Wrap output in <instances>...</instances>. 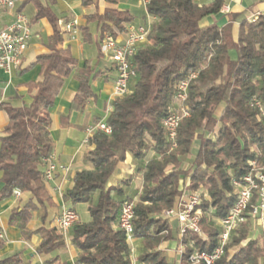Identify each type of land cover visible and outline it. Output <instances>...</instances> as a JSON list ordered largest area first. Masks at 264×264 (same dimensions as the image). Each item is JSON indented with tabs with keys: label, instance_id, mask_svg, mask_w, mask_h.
Here are the masks:
<instances>
[{
	"label": "trees",
	"instance_id": "1",
	"mask_svg": "<svg viewBox=\"0 0 264 264\" xmlns=\"http://www.w3.org/2000/svg\"><path fill=\"white\" fill-rule=\"evenodd\" d=\"M226 1L152 0L147 5L148 14L156 19L149 42L132 59L136 76L130 81V92L112 102L106 118L111 133L96 131L90 137L92 148L85 160L91 169L77 171L73 186L63 195L71 208L86 203L90 215L88 221L79 219L72 227L71 242L79 251L75 264H131L130 247L118 225L123 203L132 200L130 179L123 186H109L128 154L143 177L133 220L135 236L140 239V263L171 264L160 246L179 236L173 235L171 223L160 215L176 204L186 176L190 177V189L207 187L211 200L205 203L208 210L201 219L205 236L187 233L181 260L186 262L195 249L211 252L217 246L220 228L212 221L227 216L236 200L232 178L248 173L250 160L264 164V121L258 119L259 110L254 104L258 100L264 107V14L251 20L244 11H230L225 25L207 24V17L224 15L221 8ZM94 2L83 0L84 5ZM133 20L129 11L107 7L102 13L88 15L80 30L84 42L92 43L88 25L97 24L100 58L103 35L108 32L117 37ZM238 21L235 39L233 27ZM52 22L50 51L37 59L41 78L27 84L31 93L35 91L32 101L19 107L2 104L9 122L0 135V201L20 190L28 199L13 209L9 224L18 227L25 240L40 236L37 253L45 257V264H67L53 254L66 245L63 234L51 225L61 208L47 220L48 209L56 204L47 188L43 161L54 150L50 109L65 79L76 69L79 88L74 105L82 110L95 96L91 80L99 71L91 60L79 67L70 48L62 47L63 36L56 19ZM232 52L236 58H232ZM195 70L199 75L190 82L187 98L191 116L181 121L178 147L169 151L163 121L170 114L178 84ZM196 139L200 141L198 155L185 169L184 162L191 157ZM169 166L173 167L167 171ZM35 212H40L41 225L31 229ZM250 221L235 231L218 264H264V241H260L262 236H248ZM2 232L0 226V249L6 243ZM163 232L167 235H161ZM230 246L238 248L228 255ZM0 264H23V260L15 254L1 259Z\"/></svg>",
	"mask_w": 264,
	"mask_h": 264
},
{
	"label": "crops",
	"instance_id": "2",
	"mask_svg": "<svg viewBox=\"0 0 264 264\" xmlns=\"http://www.w3.org/2000/svg\"><path fill=\"white\" fill-rule=\"evenodd\" d=\"M242 2V0L233 2L231 11L235 5L237 10L246 11L245 15L249 19L256 13L262 12L264 14V3L261 4L260 10L254 11L248 7L242 9ZM138 3H140L139 0ZM107 7L129 11L134 16L133 22L135 23H142L145 20V16L141 20L131 12L129 0H118L115 5L109 4L105 0H95L94 3L89 5H84L83 0H17L14 9L4 10L0 23L2 27L10 24L14 20L15 13L21 11L29 19L33 35L19 68L14 69L12 73H7L0 68V135L9 122V116L2 108V104L7 103L11 106L19 107L29 105L32 101V94L35 91L31 93L27 84L33 81L37 82L41 78V66L37 59L40 55L50 51L48 43L50 36L54 32L52 18L56 19L59 30V21L77 19L80 30V25H86V17L88 15L96 11L102 13ZM94 25L97 31L94 38L96 41L99 37L97 24L93 22L88 26L91 30ZM234 29L233 27L234 37L237 39ZM61 34L63 36L62 47L70 48L72 55L79 60V67L84 66L86 60H91L92 66L96 67L99 75L91 80L95 96L88 100L82 110L74 105V98L79 88L76 69L65 79V83L50 109L52 118L51 134L54 140L53 152L60 165L70 166V171L66 176L61 170H58L55 174V179L47 183L48 191L54 201L58 197L60 198L59 194L54 191V187L57 184H61L65 192L73 186V177L77 171L91 169V165L85 160V156L92 148L90 144L84 143L87 138L86 129L99 120L107 118L112 110V102L116 99L114 96V82L118 74L115 64L104 53L100 58L99 55L97 58H90L87 55V45H92V43L84 42L81 30L76 36L63 34L62 32ZM117 37L119 40H124L126 37L125 32ZM1 178L2 172L0 171V189L3 186ZM129 179L131 192L141 188L143 177L141 173H137L135 162L130 154L127 155L126 160L119 165L117 171L113 174L109 186L122 184ZM21 196H14L16 201H11L10 199L0 201V226L6 239L4 247L0 249V260L5 258V255L12 253L11 255H20L23 264H45V257L37 253V247L41 241L40 236L33 235L30 240H25L20 229L10 225L8 218L3 216L4 210L14 206L15 202H19ZM79 219L81 220L80 217ZM40 225L41 220L38 217L31 221L29 227L35 229ZM179 244V239H170L164 242L161 247L167 253L168 258L171 254L176 257ZM72 247L74 248L72 259L75 263L79 251L73 243Z\"/></svg>",
	"mask_w": 264,
	"mask_h": 264
},
{
	"label": "built area",
	"instance_id": "3",
	"mask_svg": "<svg viewBox=\"0 0 264 264\" xmlns=\"http://www.w3.org/2000/svg\"><path fill=\"white\" fill-rule=\"evenodd\" d=\"M152 0H139L140 4L147 7ZM201 1V0H199ZM236 0H227L221 8V12L227 15L231 11V4ZM17 0H0V23L4 10H12L16 6ZM263 13L259 12L251 17V20H257ZM156 17L147 14L142 23L131 22L127 24L125 31V39L119 40L111 33H105L102 38L101 50L115 64L117 70V78L114 82L115 98L123 97L130 92V81L136 76V71L132 66V59L144 44L149 42V34L151 26ZM60 30L63 34H71L76 36L79 34V21L77 19L59 21ZM33 35L31 23L27 16L18 11L15 13L14 20L5 27L0 24V68L7 73H12L14 69L19 68L22 58L26 53ZM199 75V71L195 70L183 79L177 88L175 100L181 105L179 110L183 112L184 117L190 114L189 107L185 104L188 98L190 82ZM257 108L260 109V115L264 119V107L258 100L254 101ZM181 116L173 109L164 119L163 126L166 131V137L171 148L177 147V134L180 125ZM96 131H102L110 134L112 129L106 118L87 127V138L85 144H89L90 137ZM45 163V179L49 183L55 179V174L61 170L66 176L70 171V166L60 165L57 162L56 155L52 151L49 156L44 158ZM250 169L242 178L234 179L237 186L235 191L236 200L224 218L218 219L217 224L220 228V234L217 246L211 251L195 249L183 262L182 256L185 252V245L182 243L184 236L189 233H196L204 236L201 227V199L197 193H184L178 201L176 207L165 211L164 218H175L178 221L179 230V248L180 255L179 264H218V261L225 253L227 245L235 231L245 223L249 218L253 222H258L262 226L264 238V164L257 163L256 160L249 161ZM189 183V181H188ZM187 183V185H188ZM54 191L59 194L63 200L60 214L55 218L53 226L63 234L65 240L73 225L79 221V214L69 207L63 199L64 190L61 184L54 187ZM20 197V190L16 189L13 194ZM135 217V203L126 201L123 203L118 225L126 235L127 242L131 249L134 250L135 231L133 220ZM3 235V232L1 234Z\"/></svg>",
	"mask_w": 264,
	"mask_h": 264
},
{
	"label": "rangeland",
	"instance_id": "4",
	"mask_svg": "<svg viewBox=\"0 0 264 264\" xmlns=\"http://www.w3.org/2000/svg\"><path fill=\"white\" fill-rule=\"evenodd\" d=\"M201 1H206V0H201ZM242 1H243L242 4H241L242 9H246L248 7V8L253 9L254 11L260 10L261 4L264 3V0H242ZM129 3H130V6H131V12L138 19L142 20L143 16H146L148 14L146 7L144 5L138 3V0H129ZM232 12L233 13H242L243 10H241V11L237 10L236 6L234 5L233 9H232ZM243 13L245 14L246 11H244ZM228 17H229L228 15L220 14V15H217V16H214V17H212V16L211 17H207L205 19V21L207 22V24H211V23L216 22L219 26H223V25H225L228 22V19H229ZM238 27H239V21L234 24V28H235L234 31H235L236 36H238V30H239ZM91 32H92V35H93V41H92V45H87L86 53H87V55L90 58H97L98 57V47H97L96 41L94 40V38H95V36L97 34L95 25L91 27ZM231 55H232V58H236V53L235 52H232ZM185 104L188 106L187 101L185 102ZM180 106L181 105L174 98V101L171 104L170 109H173V110L177 111L179 113V115L181 116V121H182L186 117H190L191 116V110H190V114L188 116L184 117L183 112L179 110ZM257 109L259 110L258 119L264 121V119L260 115V109L259 108H257ZM181 121H180V123H181ZM211 137H213V135H211ZM199 146H200V141L198 139H196L194 141V143H193L192 148H191V157L186 160V163L184 162L185 169L189 168L190 163H193L194 159L198 155ZM177 147H178V142H177ZM177 147L172 149L171 146H169V151H173ZM135 165H136V163H135ZM172 167L173 166H169L167 168V171H170L172 169ZM185 178H186L185 180L181 181V183H182V185H181V193H180V195H179V197L177 199L176 204L173 207L177 206L178 201L180 200V198L183 196L184 193H188V192L189 193H197V194L200 195L201 204H200L199 207L201 209V214H202V217H203L204 215H206L207 210H208V208L205 206V203L211 200L209 189L207 187H201L199 189H190L189 188L190 177L186 176ZM234 179H236V178H232L231 183H232V186H233V189H234V193H235V191L237 189V186L233 182ZM188 181H189V183H188ZM187 183H188V185H187ZM118 185L119 186H123L124 183L118 184ZM138 191H140V189L137 190V191H133L131 193L132 200H130V201H133L135 203V205H137L140 202V197H139ZM8 199H10L11 201H16V198L14 196H11ZM27 199L28 198L25 195H23L22 196V200H20L19 202H15L14 206H11V207H9V208L4 210L3 216L6 217V218H9L11 213H12V211H13V209H14V207H17L19 205L25 204ZM55 203L56 204H55V206L53 208H49L48 209V217H47L48 222L54 217L56 211H58L61 208V206L63 204V200L58 197L57 200L55 201ZM74 207H75L76 211L78 212L79 217L81 218V221H88L90 219V215H89V212H88V206H87L86 203H78ZM173 207H171V208H173ZM168 209H170V208L164 209L162 211L160 217H161V219H165V220H167L168 222L171 223V227H172V230H173V235L175 237H177V236H179L178 221L175 218H172V219L164 218V213ZM40 216H41L40 212H35L33 214L32 221L34 219L38 218V217L41 218ZM202 217H201V219H202ZM212 223H213L214 227L218 228V224H217L216 221H212ZM38 227L39 226H37L36 228H38ZM203 233H204V231H203ZM161 235H167V232H163ZM204 236H205V234H204ZM248 236L253 238V239H256V237H260V236H262V238H263L262 226L258 225V222L255 223L253 221H250L249 222V234H248ZM72 237H73V232H72V229H71L69 234H68V239L65 240L66 241V245L63 248H60V249L56 250L53 253L54 256L58 255L60 257V259L62 260V262H65L67 264H75L74 260L72 259V252H74V248L72 247V242H71ZM233 237H234V235L232 236L231 241H232ZM261 239H260V241H264V238H263V240H261ZM139 241H140V239L135 236V241H134V250H135V252L129 246L130 247V257H129V259H130L131 264H141L140 261L138 260L139 256H140V249H139V246H140L139 244L140 243H139ZM161 246H160L161 250H164ZM237 248H238V246H230L228 255L233 254L234 251ZM11 254L12 253H9L8 255H5V257H7V256H9ZM179 259H180V256L177 253L176 257L174 256V254H171L169 256L168 260H169V262L171 264L172 263L179 264Z\"/></svg>",
	"mask_w": 264,
	"mask_h": 264
}]
</instances>
